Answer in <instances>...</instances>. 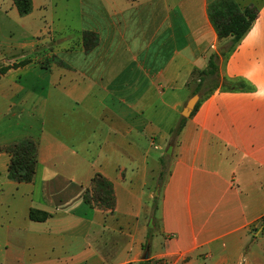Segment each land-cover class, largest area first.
Instances as JSON below:
<instances>
[{"label": "crops", "instance_id": "0c3cea01", "mask_svg": "<svg viewBox=\"0 0 264 264\" xmlns=\"http://www.w3.org/2000/svg\"><path fill=\"white\" fill-rule=\"evenodd\" d=\"M212 1L88 0L87 23L55 25L50 0H0V68L27 62L0 75V264H264V0H235L257 17L225 57ZM210 55L219 83L175 136ZM23 140L35 172L15 183L3 149ZM96 174L113 213L83 200Z\"/></svg>", "mask_w": 264, "mask_h": 264}, {"label": "trees", "instance_id": "16d2710c", "mask_svg": "<svg viewBox=\"0 0 264 264\" xmlns=\"http://www.w3.org/2000/svg\"><path fill=\"white\" fill-rule=\"evenodd\" d=\"M12 1L20 17L27 16L31 13V0ZM207 14L217 38L219 40L229 39V42L225 46L226 52L220 54V57H225L233 50L235 45L249 31L252 23L257 17V11L253 7L240 8L235 0H214L209 3L207 7ZM83 41L85 51H88L96 44L97 37L93 33H84ZM89 42L91 45L88 44ZM26 63V61H23L17 65L13 64L11 66L1 67L0 75L4 74L10 68L23 66ZM217 63L218 56L210 55L207 67L203 71L198 72L196 75L199 82L194 90V94H200L202 87L204 86L205 88L208 87V92H212L217 87L216 85L219 83ZM221 86L226 89H239L243 87V84L222 80ZM202 98L203 96H200V99ZM197 104L195 105L192 113L195 111ZM184 123L185 119L181 118L179 127L174 134L175 136L180 132ZM3 150L9 156L6 178L15 183L32 182L37 159V144L34 141L23 140L7 146ZM161 177L162 173L159 175V179ZM83 200L85 204L91 208L113 213L115 207V196L111 182L100 174L94 175L88 187L85 189ZM28 217L32 221L42 222L45 221L49 215L47 213L31 209L28 213ZM147 248L148 236L143 245V250L145 251ZM141 264H146V261Z\"/></svg>", "mask_w": 264, "mask_h": 264}, {"label": "rangeland", "instance_id": "374dc122", "mask_svg": "<svg viewBox=\"0 0 264 264\" xmlns=\"http://www.w3.org/2000/svg\"><path fill=\"white\" fill-rule=\"evenodd\" d=\"M103 1L107 2L108 0ZM78 2L79 0H50V4L46 7L45 20L48 22L49 19H51L55 25H81L82 23H87V20L90 19L88 14L91 13L90 8L87 7L89 5H87L88 0L85 1L86 16L84 15V18L82 16L80 17L79 14L75 12ZM49 16L50 18L48 19ZM13 34L16 40H20L24 37L22 35H18L16 31H14ZM163 170H165L164 166ZM154 224L155 222L153 221V225ZM153 230L155 231V228Z\"/></svg>", "mask_w": 264, "mask_h": 264}, {"label": "water", "instance_id": "95a60500", "mask_svg": "<svg viewBox=\"0 0 264 264\" xmlns=\"http://www.w3.org/2000/svg\"><path fill=\"white\" fill-rule=\"evenodd\" d=\"M225 52V49L221 50V53L223 54ZM199 100V96L197 94H194L193 96H191L187 102L185 103V106L183 107L182 111H181V117L183 118H188L191 114V112L193 111L196 103ZM144 259L147 258V253H145Z\"/></svg>", "mask_w": 264, "mask_h": 264}]
</instances>
